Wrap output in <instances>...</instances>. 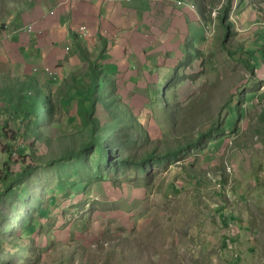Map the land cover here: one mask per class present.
<instances>
[{
  "label": "rangeland",
  "instance_id": "374dc122",
  "mask_svg": "<svg viewBox=\"0 0 264 264\" xmlns=\"http://www.w3.org/2000/svg\"><path fill=\"white\" fill-rule=\"evenodd\" d=\"M28 1L0 0V31ZM182 1L198 9L205 40L149 89L122 96L110 81L81 129L56 125L67 113L52 96V122L26 124L27 151L0 142V264L264 263V146L259 134L229 136L227 111L255 83L241 57L264 28V0Z\"/></svg>",
  "mask_w": 264,
  "mask_h": 264
},
{
  "label": "crops",
  "instance_id": "0c3cea01",
  "mask_svg": "<svg viewBox=\"0 0 264 264\" xmlns=\"http://www.w3.org/2000/svg\"><path fill=\"white\" fill-rule=\"evenodd\" d=\"M176 2L32 0L18 6L21 11L13 15L10 28L0 31V142H10L13 134L8 131L13 125L8 111L35 90L62 100L60 111L67 113V125L56 124L74 129L86 121L95 82H116L115 90L122 96L140 94L142 87L149 89L157 73L168 70L182 49L190 51L205 40V24L198 9L184 1L177 6ZM255 10L248 7L245 13L260 14L259 8ZM28 26L33 31L28 32ZM82 26L86 27L84 33L79 32ZM257 29L251 40L256 44L241 57L252 70L255 83L250 81L244 95L235 94L228 105L232 121L228 135L252 139L259 134L264 146V88H260L264 87V58L258 57L264 52V28ZM12 129L15 133V123ZM228 221L235 222L232 218ZM249 229L247 237L256 246L264 232L262 235L260 228L251 224ZM236 262L242 263L239 258Z\"/></svg>",
  "mask_w": 264,
  "mask_h": 264
},
{
  "label": "trees",
  "instance_id": "16d2710c",
  "mask_svg": "<svg viewBox=\"0 0 264 264\" xmlns=\"http://www.w3.org/2000/svg\"><path fill=\"white\" fill-rule=\"evenodd\" d=\"M244 61H246L244 59ZM244 64L246 65V62H244ZM247 66V65H246ZM105 84H107L106 82H103L101 80L95 82L93 84V88L91 89V95L89 96V103L87 104V112L85 113V119L86 121L84 122V124L82 125V127H79L78 129L81 128H92V124H91V118L93 113L95 112V108L97 104V96H96V91L101 92L105 86ZM103 85V86H102ZM39 91V90H38ZM37 90H35V93L33 95H29L28 97L23 96L20 99H18V102L15 106H13L11 108V111L9 110V114H11L13 116V118L16 120V124H15V133L12 132L13 134L9 136V139H11L10 142L7 143H11L12 144V149L15 150H19L20 153H24V151H27V136L26 134V124L30 121V120H35V122L38 125H41L42 127L44 125H46L45 123H48L49 125V121L51 120L52 122V118L54 116L55 113H53V104H51V99L46 95V93H40ZM112 91V88L111 90ZM116 95V94H115ZM118 96V95H116ZM120 97V96H118ZM60 106L62 105V100L59 101ZM43 110L44 114H43V119L40 117V113ZM55 125V123H52ZM57 125V124H56ZM76 128V127H75ZM61 129V128H60ZM9 131V130H8ZM8 131L6 130V132L8 133ZM95 138V137H93ZM96 140H98L96 138ZM23 151V152H21ZM20 156V154H18ZM20 167L19 169L23 170V166L24 164L20 161H18ZM11 175H15V174H11ZM13 184V178L11 177V182H7V184L5 185L6 188H10L9 185ZM12 186V185H11ZM72 187L74 189H78L79 183L76 182H72ZM56 201L54 200L53 197L50 198V200L48 201V209H51V206H56ZM27 231L29 230H35L34 227L28 226L27 228H25ZM26 230L23 233V236L27 235ZM32 232V231H31ZM22 238V237H21Z\"/></svg>",
  "mask_w": 264,
  "mask_h": 264
},
{
  "label": "built area",
  "instance_id": "2783aa9c",
  "mask_svg": "<svg viewBox=\"0 0 264 264\" xmlns=\"http://www.w3.org/2000/svg\"><path fill=\"white\" fill-rule=\"evenodd\" d=\"M128 1H129V0H128ZM178 5H182V4L179 2ZM192 9H193V8H192ZM84 31H85V28H84V27L80 28V32H81V33H83ZM46 73L49 74V75L52 76V77L55 76L54 73L51 72L49 69H46Z\"/></svg>",
  "mask_w": 264,
  "mask_h": 264
}]
</instances>
